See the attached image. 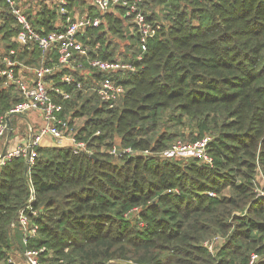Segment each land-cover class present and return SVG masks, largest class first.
<instances>
[{
  "label": "trees",
  "instance_id": "1",
  "mask_svg": "<svg viewBox=\"0 0 264 264\" xmlns=\"http://www.w3.org/2000/svg\"><path fill=\"white\" fill-rule=\"evenodd\" d=\"M143 6L162 27L136 70L96 71L89 79L63 67L53 75L68 88L59 80L66 71L84 89L93 79L125 86L114 107L84 89L65 102L64 113L82 119L77 135L86 148L38 146L27 170L20 157L0 167V264H9L15 242L41 249V264H248L253 252V264H264V194L255 189L264 170V0ZM104 17L108 30L103 21L80 39L100 41L91 55L130 59L136 48L125 21ZM43 18L52 28L54 14ZM18 29L0 0V50L16 47ZM17 56L29 65L41 59L36 48ZM20 100L16 89L0 90V115ZM204 136L211 165L166 155L175 140ZM116 146L121 154L110 152ZM32 194L26 212L38 229L25 241L11 223ZM219 234L225 241L210 251L205 241Z\"/></svg>",
  "mask_w": 264,
  "mask_h": 264
},
{
  "label": "built area",
  "instance_id": "2",
  "mask_svg": "<svg viewBox=\"0 0 264 264\" xmlns=\"http://www.w3.org/2000/svg\"><path fill=\"white\" fill-rule=\"evenodd\" d=\"M10 13L15 18L19 29L13 38L16 47L7 51L0 50V90L14 88L22 96V100L16 102L6 113L0 115V141L5 142V148L0 153V167L16 157L25 159L31 165L37 156V147L41 141L49 137L56 141V145L62 146L64 141H71L74 152H80L86 148L85 140L78 138V132L83 125L78 121L79 117H72L65 111V102L71 99L77 89H84L82 81L72 72H64L59 80L65 82V87L59 84L53 75L63 67H71L82 74L85 78H91L92 73L104 71L106 73H120L125 70H136L144 58L147 44L161 29L162 24L158 20L149 19L144 9L145 0H3ZM54 14L50 19L52 28L46 26L43 18ZM111 13L125 21V34L133 35L136 51L130 59L123 55H115L110 59L91 55L98 54L97 49L100 41L89 44L80 39V35L88 28H98L103 21L106 23L105 14ZM49 22V21H48ZM125 38L119 39V50L124 49ZM123 44V45H122ZM39 49L41 59L38 64L29 65L17 56V49ZM55 51V55H54ZM48 54H52L46 62ZM76 55L85 56V62L77 61L72 64ZM84 90L96 93L99 98L107 103L108 107H114L118 99L125 92V86L110 79H93L89 81ZM38 111L42 116L44 124L35 128L31 123L30 131L25 139L14 147L8 148L7 141H11L12 129L8 125V115L12 118L23 115L29 111ZM99 132V131H98ZM210 136H204L193 142H185L181 139L175 140L166 153H184L183 156L196 155L211 165L212 157L207 152ZM131 151L130 148L124 150ZM92 152V151H91ZM111 153L121 154L123 150L118 146L110 150ZM189 153V154H188ZM169 155V154H168ZM213 194V193H211ZM264 194V193H258ZM32 194L28 204L18 211L16 223L24 232V240L36 234L38 226L31 222L26 212L33 200ZM36 214V211H32ZM219 236L206 240L205 245L210 251L214 249V240ZM15 247V245H13ZM41 249H24L23 257L27 264H41L39 251ZM259 259V254L251 253L248 264H253ZM9 264H18L14 259L8 257Z\"/></svg>",
  "mask_w": 264,
  "mask_h": 264
},
{
  "label": "rangeland",
  "instance_id": "3",
  "mask_svg": "<svg viewBox=\"0 0 264 264\" xmlns=\"http://www.w3.org/2000/svg\"><path fill=\"white\" fill-rule=\"evenodd\" d=\"M34 113H38L37 111H29L23 115H17L14 117V121H15V130H22V131H26L29 127L30 122L32 123V125L37 129L39 127H41L44 124V121L42 119V116H37V118L35 119L33 117ZM78 121H82V119L80 118ZM15 135H12L11 137L13 138ZM186 142H191V141H187ZM59 146V145H57ZM65 146H68L65 144ZM169 154V155H168ZM180 153L177 154H172L170 152L166 153V155L170 156V155H174L177 158L178 157H183L184 153H182L181 155H179ZM189 154V153H188ZM256 184H255V189L258 193H264V170H259V173L257 174L256 177ZM263 195V194H260ZM17 224V223H16ZM18 225V224H17ZM15 227V226H14ZM14 227L11 226V228L13 229ZM219 238H217L216 240H214V249L213 252L216 250V248L218 246H220L221 244H223V242L225 241V238L222 235H218ZM213 238V237H212ZM210 238V239H212ZM209 240V239H208ZM23 250L19 247L18 243L15 242V247H12V249L9 252L8 257H11L12 259H14L18 264H27L26 259L23 257ZM127 264H132L131 262L127 263Z\"/></svg>",
  "mask_w": 264,
  "mask_h": 264
},
{
  "label": "crops",
  "instance_id": "4",
  "mask_svg": "<svg viewBox=\"0 0 264 264\" xmlns=\"http://www.w3.org/2000/svg\"><path fill=\"white\" fill-rule=\"evenodd\" d=\"M38 112V111H37ZM37 116H40V113H34L33 117L36 119ZM15 117V116H14ZM14 117L12 118V121H13V126H14V129H13V133L12 135H15L13 138L11 137V141H7V145H8V148H12L14 147L17 143L21 142V141H18L20 139H25L26 138V135H27V132L30 131V127H28V129L26 131H22V130H15V121H14ZM31 123V122H30ZM32 124V123H31ZM30 125V124H29ZM68 145V146H71V141H64L63 142V145L62 146H65ZM48 145H56V141H53L52 139H50L49 137H46L44 138L42 141H41V146H48ZM57 146V145H56ZM5 148V142L3 141H0V153L4 150Z\"/></svg>",
  "mask_w": 264,
  "mask_h": 264
},
{
  "label": "water",
  "instance_id": "5",
  "mask_svg": "<svg viewBox=\"0 0 264 264\" xmlns=\"http://www.w3.org/2000/svg\"><path fill=\"white\" fill-rule=\"evenodd\" d=\"M11 117H12V115H8V125H9V128H10V129H12ZM91 155H92L93 157H96L95 154H91ZM28 166H29V163L26 162V170H27Z\"/></svg>",
  "mask_w": 264,
  "mask_h": 264
}]
</instances>
